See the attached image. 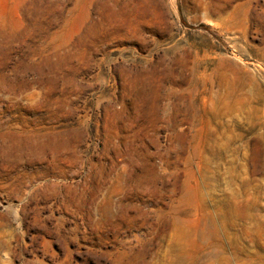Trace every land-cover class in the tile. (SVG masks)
<instances>
[{"label":"rangeland","instance_id":"1","mask_svg":"<svg viewBox=\"0 0 264 264\" xmlns=\"http://www.w3.org/2000/svg\"><path fill=\"white\" fill-rule=\"evenodd\" d=\"M0 264H264V0H0Z\"/></svg>","mask_w":264,"mask_h":264},{"label":"bare ground","instance_id":"2","mask_svg":"<svg viewBox=\"0 0 264 264\" xmlns=\"http://www.w3.org/2000/svg\"><path fill=\"white\" fill-rule=\"evenodd\" d=\"M193 112H194V110H193L192 107L188 108V113H189V115H192Z\"/></svg>","mask_w":264,"mask_h":264}]
</instances>
